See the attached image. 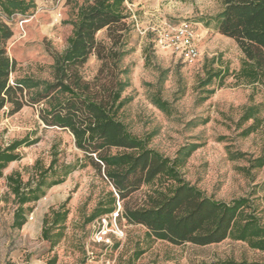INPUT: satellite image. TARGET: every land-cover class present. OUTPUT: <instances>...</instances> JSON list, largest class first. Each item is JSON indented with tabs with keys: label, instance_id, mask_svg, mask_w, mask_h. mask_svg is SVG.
<instances>
[{
	"label": "rangeland",
	"instance_id": "obj_1",
	"mask_svg": "<svg viewBox=\"0 0 264 264\" xmlns=\"http://www.w3.org/2000/svg\"><path fill=\"white\" fill-rule=\"evenodd\" d=\"M77 1L81 0H35L25 16L15 14L11 18L14 34L8 40V51L18 61L19 74L50 78L53 52L64 50L73 35ZM127 5L136 25L130 42L134 51L123 61L130 67V85L123 95L132 99L124 106L122 118L136 134H152L151 146L169 156H174L184 144L199 142L201 146L183 168L186 177L218 199L229 201L247 195L254 182L236 168L246 161L230 160L226 146L231 144L233 149L252 155L261 152L264 122L248 136L240 135L236 122L250 103L251 92L256 102L263 103L264 116V91L258 85L239 83L228 75L222 85L214 79L206 88H214L215 92L201 101L206 93L200 82L208 71L220 65L237 70L243 56L234 39L201 21L204 16L216 14L221 3L218 0H131ZM183 21L191 22L197 35L200 55L192 62L172 50L156 46L159 30L171 29ZM98 37L104 38V31H100ZM146 45H149L148 55L152 60L149 65L145 60ZM99 65L96 55H92L83 68L86 77L93 78ZM160 70H164L162 96L172 103L170 114L159 109L150 98L161 77ZM39 108L40 105L28 104L14 114L5 111L0 115V144L26 135L30 139L38 138L37 142L20 149L22 158L10 163L0 179V264H47L53 256L56 264H105L108 258L115 259V264H220L227 259L264 260V252L232 238L206 245L175 244L161 239L149 242L143 225L123 220L125 237L122 240L115 238L111 248L96 244L92 239L93 221H88V217L113 186L103 172L85 160L69 130L42 123ZM206 118L208 121L202 123ZM54 150L58 152L59 170L62 164L73 163L78 158L83 159L86 166L77 167L62 183L48 189L45 196L35 202L24 226L14 228L16 202L6 175L20 170L27 180L34 172L32 166L36 159L48 166ZM255 177L256 182L264 179V167L256 170ZM147 189L145 185L134 192L131 203L140 204ZM258 195L256 203L264 221V192ZM69 196L70 213L64 236L51 246L41 236L44 216ZM136 248L145 251L137 260L130 261Z\"/></svg>",
	"mask_w": 264,
	"mask_h": 264
},
{
	"label": "trees",
	"instance_id": "obj_2",
	"mask_svg": "<svg viewBox=\"0 0 264 264\" xmlns=\"http://www.w3.org/2000/svg\"><path fill=\"white\" fill-rule=\"evenodd\" d=\"M34 1L0 0V115L5 111L14 114L28 104L40 105L42 123L73 134L85 160L103 172L113 186L99 200L88 221L113 212L120 200L126 222L143 225L149 242L161 239L175 244L206 245L232 238L264 252V221L256 203L258 193L264 192V179L255 181L256 170L264 167V144L258 155L233 149L231 144L226 146L230 160L246 161L236 168L254 182L247 195L229 201L209 195L183 171L188 158L201 146L199 142L184 144L174 156H169L151 146L152 134H136L121 116L132 99L123 95L130 85V67L123 61L134 51L130 42L136 24L127 5L131 0L77 1L73 35L64 50L53 52L50 78L19 74L18 61L8 51V40L14 34L11 18L15 14L25 16ZM218 1L221 9L201 21L234 39L243 56L237 70L220 65L208 71L200 82L206 93L201 96L202 102L215 92L214 88L206 87L214 79L222 85L228 75L239 83L258 85L264 91V0ZM100 31H104V38L98 37ZM148 48L149 45L144 48L147 65L152 61ZM92 55H96L100 65L93 78H87L83 68ZM163 71L160 70L161 77L150 98L154 105L170 114L172 103L162 96ZM249 97L250 103L236 122L241 136L250 135L264 122L263 103L255 101L254 92ZM207 121L206 118L202 123ZM37 141L38 138L26 135L0 144V179L10 163L22 158L20 149ZM82 160L62 164L59 170L58 152L54 150L48 166L36 159L34 172L27 180L20 170L7 174V185L16 202L13 227L24 226L35 202L48 189L62 183L77 167L86 166ZM145 185L148 189L142 202L131 203L133 193ZM70 199L69 196L44 216L41 236L51 246L64 236ZM144 251L136 248L130 261L137 260ZM219 263L264 264V260L227 259ZM47 264H56V257L49 258Z\"/></svg>",
	"mask_w": 264,
	"mask_h": 264
},
{
	"label": "built area",
	"instance_id": "obj_3",
	"mask_svg": "<svg viewBox=\"0 0 264 264\" xmlns=\"http://www.w3.org/2000/svg\"><path fill=\"white\" fill-rule=\"evenodd\" d=\"M156 46L165 50H172L188 62L196 60L200 55L197 35L189 21H183L171 29L159 30ZM121 220L126 222L125 217H123L122 202L118 200L113 212L103 214L93 221V241L105 248H111L115 245V238L122 240L125 237V230ZM105 264H115V259L108 258Z\"/></svg>",
	"mask_w": 264,
	"mask_h": 264
}]
</instances>
